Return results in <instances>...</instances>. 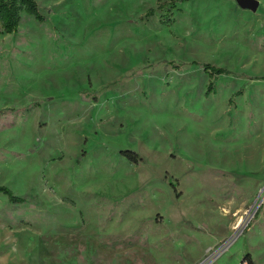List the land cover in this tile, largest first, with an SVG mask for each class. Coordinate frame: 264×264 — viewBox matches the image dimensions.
<instances>
[{
    "label": "rangeland",
    "instance_id": "374dc122",
    "mask_svg": "<svg viewBox=\"0 0 264 264\" xmlns=\"http://www.w3.org/2000/svg\"><path fill=\"white\" fill-rule=\"evenodd\" d=\"M35 1L0 27V264H264V0Z\"/></svg>",
    "mask_w": 264,
    "mask_h": 264
},
{
    "label": "trees",
    "instance_id": "16d2710c",
    "mask_svg": "<svg viewBox=\"0 0 264 264\" xmlns=\"http://www.w3.org/2000/svg\"><path fill=\"white\" fill-rule=\"evenodd\" d=\"M154 9L147 10L146 15L153 14ZM23 14H29L35 20L42 22L44 15L39 11L38 4L35 0H0V27L2 33L16 32ZM205 70H209L211 74H222L227 71L223 68L214 67L209 64L204 65ZM212 87V82L209 83L208 91ZM121 153L130 161L137 162L141 159L138 154L132 150H123ZM0 193L7 196L9 202L21 204L25 199L15 195L8 187L0 185ZM247 259L248 256H247ZM250 262V259L248 260Z\"/></svg>",
    "mask_w": 264,
    "mask_h": 264
},
{
    "label": "water",
    "instance_id": "95a60500",
    "mask_svg": "<svg viewBox=\"0 0 264 264\" xmlns=\"http://www.w3.org/2000/svg\"><path fill=\"white\" fill-rule=\"evenodd\" d=\"M235 2L240 8L249 9L251 11H256L259 5L258 0H235ZM233 238L229 240V243L233 240Z\"/></svg>",
    "mask_w": 264,
    "mask_h": 264
}]
</instances>
